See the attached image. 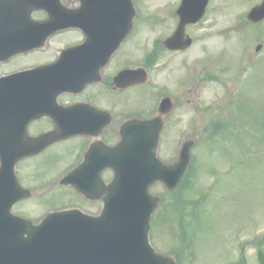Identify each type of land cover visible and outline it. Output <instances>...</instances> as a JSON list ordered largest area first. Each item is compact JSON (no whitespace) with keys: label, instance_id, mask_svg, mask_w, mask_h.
Instances as JSON below:
<instances>
[{"label":"flooded vegetation","instance_id":"af4514ba","mask_svg":"<svg viewBox=\"0 0 264 264\" xmlns=\"http://www.w3.org/2000/svg\"><path fill=\"white\" fill-rule=\"evenodd\" d=\"M67 1L75 11V29L49 34L43 48L27 52H16L14 26L23 30V18L28 30L50 17L59 23L66 16L61 8L65 0H27L24 12H0V220L9 225L13 220L38 225L48 214L68 210L97 217L112 183L120 129L152 119L168 96L147 91L155 85L151 87L158 60L147 58L139 47V12L130 34L107 58L103 53L118 42L123 23L111 21L108 12H97L92 0ZM39 29L43 39L49 29ZM72 47L84 48L74 61L63 63L62 76L28 75L55 64ZM128 69L147 73L148 84H140L139 73L136 84L126 86L120 74ZM67 82L76 83L75 92H65ZM172 103L176 110V99ZM175 110L166 115L165 125L170 119L171 125L176 123ZM72 130L76 134L67 136ZM72 173L73 182L62 184Z\"/></svg>","mask_w":264,"mask_h":264},{"label":"rangeland","instance_id":"374dc122","mask_svg":"<svg viewBox=\"0 0 264 264\" xmlns=\"http://www.w3.org/2000/svg\"><path fill=\"white\" fill-rule=\"evenodd\" d=\"M179 2L138 0L146 19L139 46L145 54L174 31ZM259 2L210 0L203 20L186 29L192 47L182 55L163 52L152 74L155 85L147 88L173 93L177 101L176 123L164 125L158 158L173 164L179 143L194 142L178 195L189 222L185 235L192 239L181 264H264V22L246 21ZM150 194L164 201L151 245L168 256L179 245L171 199L161 185Z\"/></svg>","mask_w":264,"mask_h":264},{"label":"water","instance_id":"95a60500","mask_svg":"<svg viewBox=\"0 0 264 264\" xmlns=\"http://www.w3.org/2000/svg\"><path fill=\"white\" fill-rule=\"evenodd\" d=\"M208 0H182L179 24L165 47L185 50L189 24L200 21ZM252 23L264 19V2L248 15ZM140 127L142 135L114 150L115 180L112 207L93 220L76 213L53 216L49 222L20 233L0 232V264H173L154 253L149 245V219L157 200L148 196L149 186L161 182L170 191L179 184L189 160L191 143L184 145L174 168L155 159L156 123ZM153 140L151 139L152 135ZM110 205V206H111ZM55 223V224H53ZM49 231L48 237L44 235ZM24 236V237H23Z\"/></svg>","mask_w":264,"mask_h":264},{"label":"trees","instance_id":"16d2710c","mask_svg":"<svg viewBox=\"0 0 264 264\" xmlns=\"http://www.w3.org/2000/svg\"><path fill=\"white\" fill-rule=\"evenodd\" d=\"M172 209H173V211H174V213L176 214V218H177V216H178V218H179V223L180 224H182V216H183V214H182V210H183V205H175L174 207H172ZM177 218V219H178Z\"/></svg>","mask_w":264,"mask_h":264}]
</instances>
